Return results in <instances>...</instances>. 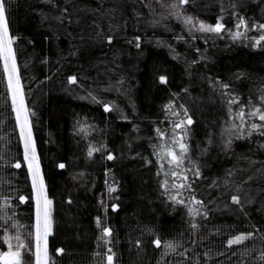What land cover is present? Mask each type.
Here are the masks:
<instances>
[{
	"label": "trees",
	"instance_id": "1",
	"mask_svg": "<svg viewBox=\"0 0 264 264\" xmlns=\"http://www.w3.org/2000/svg\"><path fill=\"white\" fill-rule=\"evenodd\" d=\"M6 17L50 264H264V121L248 115L264 112V0H6ZM34 204L0 59V251L17 235L34 250Z\"/></svg>",
	"mask_w": 264,
	"mask_h": 264
},
{
	"label": "snow or ice",
	"instance_id": "2",
	"mask_svg": "<svg viewBox=\"0 0 264 264\" xmlns=\"http://www.w3.org/2000/svg\"><path fill=\"white\" fill-rule=\"evenodd\" d=\"M180 3L187 4L188 0H180ZM188 23H192L191 18L189 17L187 20ZM222 24H217L215 27L205 25L203 23L200 24L199 30L205 32H220L223 30ZM261 28H264V25H260ZM239 35V33H237ZM261 40H264V36H261ZM15 42V38L10 35L9 33V24L8 19L6 17V0H0V59L4 62V69L7 72L8 77V85L12 89V100L13 103L16 105V113H17V120L20 122L21 126V135L24 139L25 145V158L29 162V169L32 172V182L33 187L36 190V225H35V246L34 250L29 245L24 244L20 241V237L17 235L8 239V251H0V262L2 264H32V261H25V255L31 254L34 257V264H50V257H49V250H48V237L51 235V228H52V221H51V211L50 206L52 201L48 198L46 189L44 187V181L42 175L39 173V166L36 163L35 157V150L34 145L31 140V124L29 121V113L28 109L24 103V95L23 90L20 85V74L17 68L16 63V53L13 49V44ZM161 82L166 83V78L161 77ZM72 81L75 82V77L72 78ZM227 87V86H225ZM229 103H237L235 100H230ZM106 111H110V108L105 109ZM250 116L259 115V119L264 121V112L261 111L260 108H256L255 111L248 113ZM237 117L241 121V125H243L245 112L243 108H241L238 113ZM184 121L180 124L176 125L177 127H182L184 125ZM187 124H191L192 120L189 118L186 121ZM264 125L261 124H251V129L253 131H259ZM159 131V130H158ZM252 132L250 131L248 135H251ZM264 135V132L261 133ZM180 149L182 153L187 152V145L180 143ZM31 153V154H29ZM92 153L89 152V155ZM171 156V160L169 163H175L179 166L183 162V156H178L174 151L169 150L168 153ZM108 159L111 160L113 157L111 155L108 156ZM21 165L19 163L15 164L16 168H19ZM59 167L63 168L64 165L61 164ZM187 179V177H184ZM178 187H191V185H184L181 184ZM115 188H110V192H114ZM21 201H26V197H20ZM193 199H195L193 197ZM232 200L234 203H239V198L237 196H233ZM197 204H202V201H195ZM178 203H183V201H178ZM193 215L198 214V210L192 209L191 210ZM97 224H100V218H97ZM195 227V225H194ZM105 236L111 235V229L104 228L103 229ZM251 234H249L250 236ZM249 238L245 235H238L234 239L230 240L228 243L229 245L239 244L245 239ZM11 239H15L17 241L16 244L11 243ZM155 244L157 247L161 246V241L156 240ZM167 248H173L171 242L165 245ZM109 252L111 249L108 250ZM58 254L63 253V249L57 250ZM108 264H112L113 256H107ZM54 264V262H52Z\"/></svg>",
	"mask_w": 264,
	"mask_h": 264
},
{
	"label": "rangeland",
	"instance_id": "3",
	"mask_svg": "<svg viewBox=\"0 0 264 264\" xmlns=\"http://www.w3.org/2000/svg\"><path fill=\"white\" fill-rule=\"evenodd\" d=\"M200 26V24H198ZM10 33V32H9ZM14 49V47H13ZM2 63H3V67H4V62L2 60ZM16 63H17V60H16ZM17 68H18V64H17ZM5 71V69H4ZM19 71V70H18ZM5 75H6V79H7V85H8V77H7V72L5 71ZM20 85L22 87V84H21V80H20ZM8 90H9V93H10V97H11V101H12V105H13V109H14V113H15V116H16V120H17V113H16V105L13 103V100H12V89L9 87L8 85ZM22 90H23V87H22ZM23 95H24V91H23ZM24 103H25V106L26 108L28 109L27 105H26V99H25V95H24ZM28 113H29V109H28ZM29 121H30V113H29ZM17 124H18V128H19V133H20V137H21V141H22V144H23V151H24V161L27 165V168L29 170V174H30V179H31V184H32V188H33V197H34V205H35V225H36V190L35 188L33 187V182H32V172L30 171L29 169V162L28 160L25 158V145H24V139L21 135V126H20V122L17 120ZM31 124V123H30ZM31 140H32V143L34 145V150H35V157H36V163H38V166H39V173L42 175L43 177V173H42V168H41V164H40V159H39V156H38V152H37V148H36V143H35V138H34V134H33V130H32V126H31ZM31 154V153H29ZM43 181H44V177H43ZM44 187L46 189V192H47V188H46V184H45V181H44ZM48 196V194H47ZM49 198V196H48ZM50 199V198H49ZM51 200V199H50ZM52 201V200H51ZM52 205L50 206V211H51V221H52ZM35 225H34V229H35ZM36 231V229H35ZM51 232H52V228H51ZM48 242H49V237H48Z\"/></svg>",
	"mask_w": 264,
	"mask_h": 264
}]
</instances>
